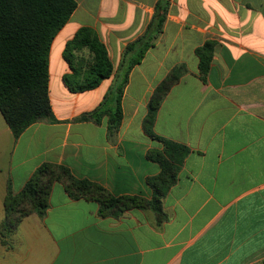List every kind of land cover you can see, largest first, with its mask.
I'll use <instances>...</instances> for the list:
<instances>
[{"label":"crops","instance_id":"crops-1","mask_svg":"<svg viewBox=\"0 0 264 264\" xmlns=\"http://www.w3.org/2000/svg\"><path fill=\"white\" fill-rule=\"evenodd\" d=\"M49 56L55 121L29 126L16 140L0 111V223L10 183L20 192L44 163L116 197H153L149 178L163 150L145 130L149 103L177 67L184 72L158 109L153 132L188 150L163 199L151 209L100 214L99 203L73 199L55 183L46 215L25 217L0 243V264H264V0H171L163 33L130 73L123 120L110 136L93 112L113 86L125 47L147 29L159 0H75ZM82 27L93 28L114 72L94 89L72 92L64 58ZM214 45L206 74L197 50Z\"/></svg>","mask_w":264,"mask_h":264},{"label":"trees","instance_id":"trees-1","mask_svg":"<svg viewBox=\"0 0 264 264\" xmlns=\"http://www.w3.org/2000/svg\"><path fill=\"white\" fill-rule=\"evenodd\" d=\"M171 0H159L146 31L129 43L123 52L121 64L110 91L101 105L78 120L100 123L108 116L109 135H116L123 120L122 97L133 68L139 65L147 52L163 33ZM75 0H0V111L17 140L32 124L55 121L49 96V56L57 33L65 26L75 9ZM88 51L91 60L79 69L74 60L76 52ZM214 45L207 43L197 50L200 70L206 74L212 62ZM72 73L64 82L72 92L94 89L112 76L113 64L105 45L96 31L80 28L64 51ZM184 72L177 67L158 86L150 103L145 130L162 142L163 150H151L148 158L161 165V172L148 180L153 197H116L102 185L76 178L63 165L44 163L33 173L24 188L15 193L10 186L4 201L5 218L0 227L14 232L30 214L44 216L50 207V196L55 183H62L73 199H86L99 203L100 214L105 216L116 210L151 209L159 222L166 219L162 201L177 182L178 170L188 153L185 146L157 137L153 132L158 109L171 87Z\"/></svg>","mask_w":264,"mask_h":264},{"label":"rangeland","instance_id":"rangeland-1","mask_svg":"<svg viewBox=\"0 0 264 264\" xmlns=\"http://www.w3.org/2000/svg\"><path fill=\"white\" fill-rule=\"evenodd\" d=\"M77 59L74 60L75 65L81 69H83V66L86 64V62H89L91 60V55L88 51H81V52H76ZM8 231L4 230L3 227H0V243L1 242H6V238H8Z\"/></svg>","mask_w":264,"mask_h":264}]
</instances>
